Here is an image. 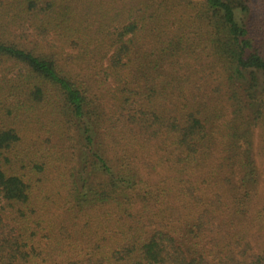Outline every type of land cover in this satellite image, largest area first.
Instances as JSON below:
<instances>
[{
  "label": "trees",
  "instance_id": "16d2710c",
  "mask_svg": "<svg viewBox=\"0 0 264 264\" xmlns=\"http://www.w3.org/2000/svg\"><path fill=\"white\" fill-rule=\"evenodd\" d=\"M1 61L0 264H264V0H0Z\"/></svg>",
  "mask_w": 264,
  "mask_h": 264
},
{
  "label": "rangeland",
  "instance_id": "374dc122",
  "mask_svg": "<svg viewBox=\"0 0 264 264\" xmlns=\"http://www.w3.org/2000/svg\"><path fill=\"white\" fill-rule=\"evenodd\" d=\"M20 35H21V33L16 32L14 37L16 38V36L18 37ZM26 38L27 37L25 35H23V37H21V40L23 41ZM67 52L68 53L71 52L73 54V56L69 59V61L65 62L68 64V68L71 70V72L74 74V76L77 80H79L83 76L85 79L86 78V75H85L86 64L79 62V60L75 58L76 51L67 50ZM9 67H10V64L8 62H5V61L0 62V70H2L3 73H7L10 70ZM11 70H13V69L11 68ZM11 70H10V72H11ZM253 143H254V155H255L257 161H259L260 167L264 166V138L261 137L259 134H256L254 136ZM260 170H261L263 177H262V180L259 184L256 195H255L254 200H253L254 206H258L263 201V198H264V168H262ZM156 179H157V177H156ZM256 242L257 241L255 240L253 242V244H255Z\"/></svg>",
  "mask_w": 264,
  "mask_h": 264
}]
</instances>
